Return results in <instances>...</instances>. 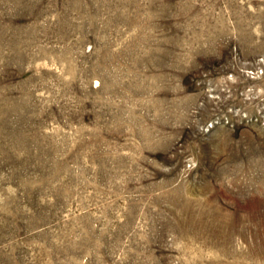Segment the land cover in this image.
<instances>
[{
    "label": "rangeland",
    "instance_id": "rangeland-1",
    "mask_svg": "<svg viewBox=\"0 0 264 264\" xmlns=\"http://www.w3.org/2000/svg\"><path fill=\"white\" fill-rule=\"evenodd\" d=\"M0 264H264V0H0Z\"/></svg>",
    "mask_w": 264,
    "mask_h": 264
}]
</instances>
